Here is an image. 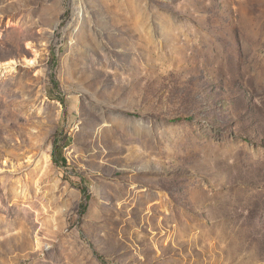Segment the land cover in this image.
Returning a JSON list of instances; mask_svg holds the SVG:
<instances>
[{"label":"rangeland","instance_id":"374dc122","mask_svg":"<svg viewBox=\"0 0 264 264\" xmlns=\"http://www.w3.org/2000/svg\"><path fill=\"white\" fill-rule=\"evenodd\" d=\"M8 62L0 264H264V0H0Z\"/></svg>","mask_w":264,"mask_h":264},{"label":"trees","instance_id":"16d2710c","mask_svg":"<svg viewBox=\"0 0 264 264\" xmlns=\"http://www.w3.org/2000/svg\"><path fill=\"white\" fill-rule=\"evenodd\" d=\"M55 148H56V147H55ZM60 161H62V162H65V160H64V159H62V160H61V158H60V155H59V154H57V153H54V162H55V163H57V164H59V162H60ZM82 192H83V197H84V198H86L87 196H86V193H85V191L83 190ZM83 207H85V206L83 205ZM84 209H85V208H84Z\"/></svg>","mask_w":264,"mask_h":264},{"label":"bare ground","instance_id":"6f19581e","mask_svg":"<svg viewBox=\"0 0 264 264\" xmlns=\"http://www.w3.org/2000/svg\"><path fill=\"white\" fill-rule=\"evenodd\" d=\"M10 64H11L10 62L5 63V64L0 63V72L7 70V69H12L11 67L12 65Z\"/></svg>","mask_w":264,"mask_h":264}]
</instances>
